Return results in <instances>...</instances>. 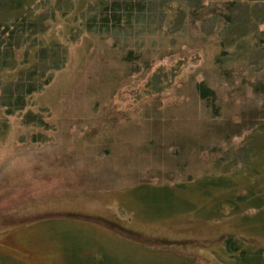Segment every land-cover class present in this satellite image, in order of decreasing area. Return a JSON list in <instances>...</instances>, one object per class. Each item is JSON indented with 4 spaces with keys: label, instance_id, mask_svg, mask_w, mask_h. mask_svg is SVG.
I'll list each match as a JSON object with an SVG mask.
<instances>
[{
    "label": "rangeland",
    "instance_id": "374dc122",
    "mask_svg": "<svg viewBox=\"0 0 264 264\" xmlns=\"http://www.w3.org/2000/svg\"><path fill=\"white\" fill-rule=\"evenodd\" d=\"M72 1L39 37L65 49L64 65L21 112L7 116L0 103V264H264V133L246 132L248 117L264 113L251 87L258 70L237 63L241 53L223 70L222 53L234 49L220 46L221 28L162 22V0H147L139 19L149 37L124 30L103 40L82 19L98 0ZM256 1L254 10L240 5L235 37L264 31V0ZM130 49L147 64L155 54L149 71L121 60ZM200 84L213 99L201 101ZM209 179L218 182L212 198L181 195L193 211L152 215L133 193ZM248 196L231 209L230 200Z\"/></svg>",
    "mask_w": 264,
    "mask_h": 264
},
{
    "label": "trees",
    "instance_id": "16d2710c",
    "mask_svg": "<svg viewBox=\"0 0 264 264\" xmlns=\"http://www.w3.org/2000/svg\"><path fill=\"white\" fill-rule=\"evenodd\" d=\"M63 1L0 0V77L3 73L10 72V74L8 73V82L3 83L0 103L5 109V114L7 116H13L21 112L27 106L28 99L33 95L41 93L52 79L53 72L59 70L61 66L64 65V58H61V56L65 57V49L63 47L61 48L58 44L44 46L39 38L47 30V22L53 21L57 13L64 14L63 11L65 9L71 10L73 8L72 0ZM52 2H55V4L57 2L56 6L58 9L55 5H52ZM97 2V5L93 8L94 14L88 11L82 18L83 21H85V31L98 36L100 40L106 39L104 37L107 34L119 37L124 30L135 31L134 38L138 35H145L147 37L151 35L150 33L152 30L149 31V27H146L148 28L147 30L141 28L139 23L140 17L146 12L147 0H115L111 3L98 0ZM242 3H246L248 8L253 7L252 9L254 10L258 2L256 0L254 2L253 0H162L155 12V16L161 18L162 22L171 17V20H168L169 23H173L174 19H176V21H181L189 18L192 27H196L197 25L204 27L206 24L212 23L215 28H221L219 31L221 38L223 36V42L220 46L223 49L227 47V49L232 47L234 49L232 53L231 49L230 52L225 54L224 52L222 53L223 55L221 57L226 58L224 59L225 61H219L221 64L223 63L221 67L223 70H226L229 66L232 67L237 63L244 62L247 63L248 67L254 66L255 69L258 70L257 72H264V31L258 32V27L256 26L253 33L249 32V37H245L244 39L242 38L243 36L238 37L237 35V37H235L234 26L236 23L233 20L238 15L235 14L240 11V5ZM261 3H264V1ZM173 6H176V9H173ZM84 7L85 5H79L77 10L81 12L84 10ZM245 24L248 26L249 20L246 21ZM260 24L262 25L264 22L259 23V25ZM188 32H190L189 29ZM232 38L233 41H235L233 45L230 44ZM125 41H127V39L122 38L120 42L124 43ZM240 53L243 55V60L234 63V57L238 56ZM255 53L262 55L253 61L252 57H255ZM172 55L171 53L168 55L162 54L158 56L157 60L161 61L165 57ZM153 56H155V54L151 55L149 58L151 62L147 64L143 61L144 58H147L144 53L140 55V51L135 53L130 49L122 55L121 60L128 65L133 62L143 61L145 63L144 68L146 71H149L152 67L151 63H153ZM19 59L21 60L19 61ZM217 64L215 66L216 70L222 71L218 66L221 64ZM240 65L243 64L241 63ZM138 72L139 71H134V73ZM176 72L171 73L173 78L176 76ZM252 72V70L249 71L250 74H253ZM257 72L254 76L256 79H251V87L254 92V97L258 100L261 98L264 101V74L258 77L261 73L258 75ZM224 74L233 75H231V72L230 74ZM234 76L247 77L242 74L233 75V77ZM251 82L249 81V83ZM197 92L201 101L207 102L214 98V93L203 84L197 87ZM248 118H251L249 121L251 123L248 122V130L245 129L246 132L258 130V134L264 133V130H261L263 129L262 127H264L263 110L254 112ZM33 120L34 118L31 116L25 119L27 124L34 122ZM242 121L244 122V118ZM230 125L231 123L226 124L225 127L229 128ZM241 125L242 124H237L236 126ZM245 130L242 131L239 129L234 134H242ZM217 183L216 180L209 179L205 182L187 183L181 185L179 188L177 187V189L168 186L161 188L140 186L134 189L133 193L138 203L141 204L144 200L149 203L146 204V207L141 205L149 214L155 215V213L159 214L164 212H171V214H174L179 211H191V209L193 211V206L181 198L183 193L188 191L191 195L212 198L213 193L211 191L218 188L216 185ZM221 183L223 186L227 187L231 184V182L224 183V180H222ZM251 198L253 197L234 198V200H230L232 203L230 207L231 209H236L239 207L237 201ZM214 205L216 206V203ZM263 213L264 206L259 208L258 215ZM217 214L216 211H210L209 216H216ZM109 224L111 225V223ZM133 235V239H136ZM226 249L231 253L230 255L237 252V249L231 243L226 244ZM243 255L244 253H242V256ZM259 256V253L255 254V258L258 260L257 263L260 261ZM71 264L84 263L78 261Z\"/></svg>",
    "mask_w": 264,
    "mask_h": 264
},
{
    "label": "flooded vegetation",
    "instance_id": "af4514ba",
    "mask_svg": "<svg viewBox=\"0 0 264 264\" xmlns=\"http://www.w3.org/2000/svg\"><path fill=\"white\" fill-rule=\"evenodd\" d=\"M110 223V222H109ZM106 224V223H105Z\"/></svg>",
    "mask_w": 264,
    "mask_h": 264
}]
</instances>
